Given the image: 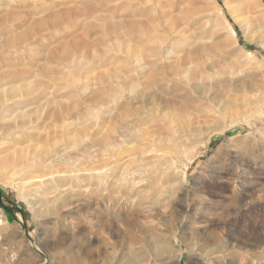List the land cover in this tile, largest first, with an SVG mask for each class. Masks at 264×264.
Returning <instances> with one entry per match:
<instances>
[{
    "label": "rangeland",
    "instance_id": "obj_1",
    "mask_svg": "<svg viewBox=\"0 0 264 264\" xmlns=\"http://www.w3.org/2000/svg\"><path fill=\"white\" fill-rule=\"evenodd\" d=\"M0 264H264V0H0Z\"/></svg>",
    "mask_w": 264,
    "mask_h": 264
},
{
    "label": "bare ground",
    "instance_id": "obj_2",
    "mask_svg": "<svg viewBox=\"0 0 264 264\" xmlns=\"http://www.w3.org/2000/svg\"><path fill=\"white\" fill-rule=\"evenodd\" d=\"M232 12L234 13L235 10H233ZM243 26H244V25H243ZM27 87H28V86H27ZM14 93H16V92H14ZM20 97H21V96H20ZM12 99H13V98H12ZM42 99H44V98H42ZM18 101H19V100H18ZM43 101H44V100H43ZM15 102H16V100H12V101H11V104L13 105ZM15 127H16V125H15Z\"/></svg>",
    "mask_w": 264,
    "mask_h": 264
}]
</instances>
